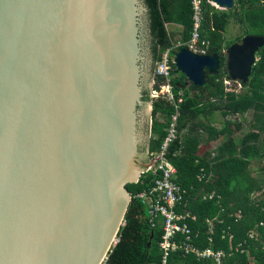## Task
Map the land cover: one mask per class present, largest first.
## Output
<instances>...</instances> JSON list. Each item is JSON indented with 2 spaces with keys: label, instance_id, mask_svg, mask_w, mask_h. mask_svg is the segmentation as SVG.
Returning a JSON list of instances; mask_svg holds the SVG:
<instances>
[{
  "label": "water",
  "instance_id": "obj_1",
  "mask_svg": "<svg viewBox=\"0 0 264 264\" xmlns=\"http://www.w3.org/2000/svg\"><path fill=\"white\" fill-rule=\"evenodd\" d=\"M146 12L144 0H0V264H100L113 248L125 186L148 166ZM263 47L247 35L226 50L235 87ZM175 62L196 87L221 68L188 48Z\"/></svg>",
  "mask_w": 264,
  "mask_h": 264
},
{
  "label": "trees",
  "instance_id": "obj_2",
  "mask_svg": "<svg viewBox=\"0 0 264 264\" xmlns=\"http://www.w3.org/2000/svg\"><path fill=\"white\" fill-rule=\"evenodd\" d=\"M144 1L147 6V30L150 32L149 48L154 63L161 61L169 49L174 50L175 56L182 48H188L185 44L191 39L193 31L191 1ZM203 8L201 40L209 43L207 55H219L221 68L218 75H208L203 87H196L182 73H177L174 63L171 84L177 98L183 93V104L180 135L169 149V158L178 170L177 182L187 192L184 204L177 211L190 214L188 223L194 232H199L196 246L201 249L210 247L211 237L214 249L226 250L223 264H264V199L250 204L249 198L264 179L263 174L254 176L257 170L264 173V47L257 54L258 62L252 69L249 83L244 85L248 90L246 94L228 91L224 83L228 78L226 50L247 35L264 37V2L237 0L234 8L221 9L203 0ZM231 22L240 25L243 30L235 41L225 38ZM173 25L181 27L180 39H176L168 29ZM180 42L182 46H179ZM154 80L153 90L166 83L164 77L156 74ZM146 100H151L150 92ZM174 113V107L164 99L152 100L151 137L146 162H150L160 151ZM217 114L234 115L241 120L214 130ZM221 137L224 140L217 149L201 154L203 146H209ZM213 152L214 157L211 155ZM255 162L260 164L256 170L252 168ZM152 185L153 176L146 173L136 183L125 186L131 198L124 225L118 234L119 242L110 251L109 264H162L164 254L160 244L164 232L159 226L151 227L148 206L136 197ZM210 194L214 197L205 199ZM238 200H241L240 204L246 201L248 207L239 206ZM239 213L243 216L238 221ZM208 220L213 221L212 235ZM250 231H255L259 241L250 238ZM230 235L235 236L232 241L235 249L231 252ZM241 243L244 246L239 249ZM167 264L216 263L199 260L195 254L180 249L169 254Z\"/></svg>",
  "mask_w": 264,
  "mask_h": 264
},
{
  "label": "built area",
  "instance_id": "obj_3",
  "mask_svg": "<svg viewBox=\"0 0 264 264\" xmlns=\"http://www.w3.org/2000/svg\"><path fill=\"white\" fill-rule=\"evenodd\" d=\"M190 1L193 9V31L191 39L185 45L194 53L207 55L206 48L209 43L201 40L204 15L203 0ZM182 45L183 43L180 42L179 46ZM175 58L176 55L174 56V50L169 49L163 54L162 60L156 64L155 74L164 77L166 83L163 84L160 89H154L152 91V97L154 99L161 98L170 103L174 107L175 113L171 119L170 126L167 130V136L161 145L160 151L153 156L143 172V174H152L153 185L150 189L138 193L136 197L146 202L151 227L156 228L159 226L164 232L160 244L164 254L162 264L168 263V257L171 252L180 249L186 251V253L195 254L199 260H209L216 264H223L227 257L226 250L214 249L212 247L214 240L211 237L209 238L210 247L201 249L196 246L199 232H194L190 227L188 223L190 214H180L177 211V208L184 204L187 192L186 189L181 187L177 182L178 170L169 158V149L180 135L179 121L181 117V105L183 104V93L180 98H177L171 84L172 77H174L172 71L174 70V63L176 64ZM224 83L228 91H238V89H234L237 84L236 81L225 78ZM239 85L241 87L243 86L241 83H239ZM213 197L214 194H210L205 197V199H212ZM242 216V213L237 215L238 221ZM207 222L209 225V233L212 235L214 234L213 221L208 220ZM123 225L124 220L122 222V226ZM180 236L183 238L181 239ZM234 238V235H230L229 237L230 252L235 249L234 244H232ZM250 238H253V234H250ZM118 242L119 237L117 236L113 247H115ZM243 246L244 243H241L238 248L241 249ZM242 251L244 252L245 250L243 249ZM109 255L110 252L100 264H109Z\"/></svg>",
  "mask_w": 264,
  "mask_h": 264
},
{
  "label": "rangeland",
  "instance_id": "obj_4",
  "mask_svg": "<svg viewBox=\"0 0 264 264\" xmlns=\"http://www.w3.org/2000/svg\"><path fill=\"white\" fill-rule=\"evenodd\" d=\"M214 5L216 7H218L216 4H214ZM168 29H170V31L175 34L176 39H180L181 38L180 33H181L182 29H180V32H176L175 26H168ZM242 34H243V30H242L241 26L236 24V23H234V22H231L230 25L228 26L226 32H225V38H226L227 41H235ZM257 62H258V57H257ZM156 64H155V67H156ZM155 67L152 70L151 81H150V97H151V100L149 102L147 101V133H148V130H150V127H151L150 117H151V113H152V100H157V99H154L152 97V91H153V87H154V84H155V80H154V77H155V70L154 69H156ZM236 88H238V92H239L240 95L246 94L248 92L246 86H244V85L242 87L241 86L240 87L239 86L235 87L234 89H236ZM232 91H235V90H232ZM240 120H241L240 117H236L234 115H229L228 114L226 116H222L221 114H217L216 115V121L213 123V128H214V130H221L225 126V124H227V123H236L237 121L240 122ZM242 122L244 124H246L245 121H242ZM223 140H224V138L221 137L219 140L211 142L209 144V146H206V147L203 146L202 149H201V154L206 152V151H210V150L212 151L214 149H217L218 146L220 145V143ZM211 155H212V157H214L215 153L213 152V154H211ZM141 157L145 158V162L144 163H146V164L149 163V162H146L147 153L144 150V148L141 149L140 158ZM259 166H260V164L257 163V164L254 165V168L258 169ZM258 174L259 175L263 174L262 176L264 177V173H261V172L258 173V170H257V172H256V174L254 176H257ZM249 198H250V204H253V202H257L258 200L264 199V179H263V181H261L260 183L257 184L256 189L250 194ZM242 199H244V198H242ZM241 200H238V204H240ZM239 206L248 207L246 201L243 202V204H240ZM249 234H253V238L252 239H254L256 241H259L255 231H250Z\"/></svg>",
  "mask_w": 264,
  "mask_h": 264
},
{
  "label": "flooded vegetation",
  "instance_id": "obj_5",
  "mask_svg": "<svg viewBox=\"0 0 264 264\" xmlns=\"http://www.w3.org/2000/svg\"><path fill=\"white\" fill-rule=\"evenodd\" d=\"M146 28H147V24H146V27H145V37L147 38V35H148L149 38H148L147 40H150V32L146 31ZM146 45H147V43H146ZM146 47H148V45H147ZM146 49H147V52H149V49H148V48H146ZM150 57H151V59L153 60L152 52H151ZM147 87H148V88H147ZM151 90H152V89H151ZM149 92H150V87H149L148 85H144V88H143V100H144V101L146 100V97H147V95L149 94ZM138 110L140 111V113H143V107L139 106V107H138ZM140 113H139V115H140ZM141 115H143V117L139 116L140 126H141V127L139 128V130H140L141 132H144L143 127L145 128V125H147V117H146V115H145L144 113L141 114ZM144 116H145V118H144ZM139 162H140V163H144V162H145V158H141V159H139Z\"/></svg>",
  "mask_w": 264,
  "mask_h": 264
},
{
  "label": "crops",
  "instance_id": "obj_6",
  "mask_svg": "<svg viewBox=\"0 0 264 264\" xmlns=\"http://www.w3.org/2000/svg\"><path fill=\"white\" fill-rule=\"evenodd\" d=\"M213 5H214V4H213ZM218 8H219V7H218ZM173 26H174V25H173ZM175 29H176V32H180L181 27L175 26ZM155 64H156V63L153 64L154 67H155ZM154 67H153V68H154ZM155 68H156V67H155ZM154 70H156V69H154ZM255 164H257V163L255 162V163L253 164V167H252L254 170H256V169L254 168V165H255ZM255 174H256V173H254V175H255Z\"/></svg>",
  "mask_w": 264,
  "mask_h": 264
}]
</instances>
